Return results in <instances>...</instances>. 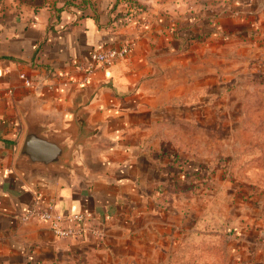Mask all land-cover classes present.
Returning a JSON list of instances; mask_svg holds the SVG:
<instances>
[{
	"label": "crops",
	"instance_id": "crops-1",
	"mask_svg": "<svg viewBox=\"0 0 264 264\" xmlns=\"http://www.w3.org/2000/svg\"><path fill=\"white\" fill-rule=\"evenodd\" d=\"M110 21L107 11L0 15V264H164L168 249L166 260H175L171 236L184 216L179 169L161 146L155 101L171 31L158 37ZM125 42L132 50L123 61L79 69L92 52ZM32 122L69 145L68 168L20 160ZM39 205L91 214L104 239H59L46 223L20 219Z\"/></svg>",
	"mask_w": 264,
	"mask_h": 264
},
{
	"label": "rangeland",
	"instance_id": "rangeland-1",
	"mask_svg": "<svg viewBox=\"0 0 264 264\" xmlns=\"http://www.w3.org/2000/svg\"><path fill=\"white\" fill-rule=\"evenodd\" d=\"M43 8L171 31L155 101L184 216L163 263L264 264V0H0Z\"/></svg>",
	"mask_w": 264,
	"mask_h": 264
},
{
	"label": "built area",
	"instance_id": "built-area-1",
	"mask_svg": "<svg viewBox=\"0 0 264 264\" xmlns=\"http://www.w3.org/2000/svg\"><path fill=\"white\" fill-rule=\"evenodd\" d=\"M132 50V43L125 42L120 46L108 47L104 50L94 51L87 64H80L79 69L92 72L94 69L109 68L115 63L123 61ZM30 86V81H26ZM23 222L41 221L49 226L52 234L59 239L93 237L96 240L104 239V230L101 224L93 223L89 213L61 215L52 206H34L21 214Z\"/></svg>",
	"mask_w": 264,
	"mask_h": 264
},
{
	"label": "water",
	"instance_id": "water-1",
	"mask_svg": "<svg viewBox=\"0 0 264 264\" xmlns=\"http://www.w3.org/2000/svg\"><path fill=\"white\" fill-rule=\"evenodd\" d=\"M51 133L55 131L50 125L30 123L20 152V160L25 165L69 167L70 158L62 155L69 151V145L54 140Z\"/></svg>",
	"mask_w": 264,
	"mask_h": 264
}]
</instances>
